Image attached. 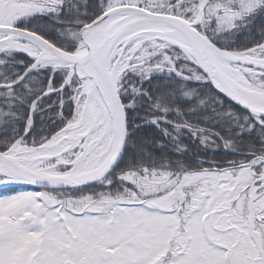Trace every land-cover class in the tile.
<instances>
[{
    "label": "snow or ice",
    "instance_id": "6c2138e0",
    "mask_svg": "<svg viewBox=\"0 0 264 264\" xmlns=\"http://www.w3.org/2000/svg\"><path fill=\"white\" fill-rule=\"evenodd\" d=\"M0 264H264V0H0Z\"/></svg>",
    "mask_w": 264,
    "mask_h": 264
}]
</instances>
